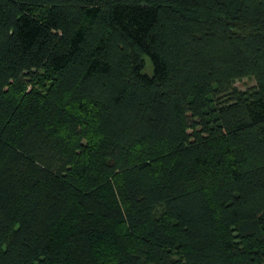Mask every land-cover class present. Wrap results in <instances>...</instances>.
I'll list each match as a JSON object with an SVG mask.
<instances>
[{"label":"trees","instance_id":"trees-1","mask_svg":"<svg viewBox=\"0 0 264 264\" xmlns=\"http://www.w3.org/2000/svg\"><path fill=\"white\" fill-rule=\"evenodd\" d=\"M0 264H264V0H0Z\"/></svg>","mask_w":264,"mask_h":264},{"label":"rangeland","instance_id":"rangeland-1","mask_svg":"<svg viewBox=\"0 0 264 264\" xmlns=\"http://www.w3.org/2000/svg\"><path fill=\"white\" fill-rule=\"evenodd\" d=\"M144 60H145V65L143 68V73L151 76L152 75V65L147 57H144ZM254 86H255V81L252 78H243L241 80H237L234 83V87L240 91H244Z\"/></svg>","mask_w":264,"mask_h":264}]
</instances>
